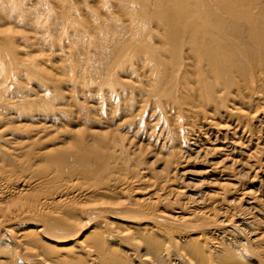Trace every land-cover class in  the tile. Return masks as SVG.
I'll list each match as a JSON object with an SVG mask.
<instances>
[{
	"label": "bare ground",
	"instance_id": "6f19581e",
	"mask_svg": "<svg viewBox=\"0 0 264 264\" xmlns=\"http://www.w3.org/2000/svg\"><path fill=\"white\" fill-rule=\"evenodd\" d=\"M163 4L174 10L166 16L171 25L182 27L174 33L180 39L176 51L171 49L162 56L144 52V65L139 63L132 73L137 83L121 79V87L139 91L142 99L137 101L153 104L152 112L157 110L162 117L155 116L172 125L174 132L185 131L188 153L192 150L193 154L223 157L216 162L212 159L202 171L214 182L212 197L238 192L241 186L236 194L243 198L245 208L263 210L250 190L242 189L236 180L240 175L228 172V164L223 162L239 152L245 161L239 163L244 156H238V163H232L264 178V166L252 160L254 156L247 151L251 141L245 140L252 131L251 121L257 117L263 124L264 119V0H160L159 5ZM108 76L112 81L113 76ZM253 105L261 110L258 114L254 109L258 114L255 118L250 109L247 111ZM235 134L244 141L235 142ZM2 136L7 141L8 137ZM12 145L10 152L1 150L0 156L11 158L18 153ZM263 153L261 150L260 156ZM184 159L178 158L172 166L181 167ZM33 175H19L10 181L6 174H0V264H264V237L261 242L259 233H242L243 227L236 228L233 219L250 226L256 215L243 207L246 213H221L218 217L220 206L218 210L213 207L215 199L204 201L202 194L199 197L203 192L188 182L176 188L165 183L167 180L156 187L154 183L141 187L143 179L117 175L118 180L88 186L79 181V173L76 177L60 175L64 185H54L56 189L51 191L40 186L52 181L55 174L45 171ZM14 192L34 194L37 199L33 204L7 207ZM236 199L222 197L218 201L221 205L237 204Z\"/></svg>",
	"mask_w": 264,
	"mask_h": 264
},
{
	"label": "rangeland",
	"instance_id": "374dc122",
	"mask_svg": "<svg viewBox=\"0 0 264 264\" xmlns=\"http://www.w3.org/2000/svg\"><path fill=\"white\" fill-rule=\"evenodd\" d=\"M159 1L0 0V134L8 137L7 141L0 138V151L10 152L12 144L11 147L18 150L15 155L9 154L11 158L0 156V174H6L13 181L19 175L32 177L30 175L34 174V177L45 171L51 172L56 177L40 186L51 191L64 185V176L72 174L70 176L76 177L79 173V181L88 186L104 185L118 180L119 175H122L119 176L121 179L132 176L137 181L143 179L141 187L151 183L156 187L167 180L165 183L176 188L188 182L187 185L194 190L203 192L199 197L204 201L205 198H212L211 202L215 199L212 197L216 191L212 187L214 182L202 171L212 159L216 162L223 157L193 154L192 150L188 153L185 131L174 132L172 125L156 117L160 116L157 110L153 111L155 114L152 112L153 104L140 103L139 91L121 87L125 79L133 81L129 84L137 83L132 73L139 63L144 65V52L162 56L171 49L176 51L180 39L174 33L180 32L182 27L180 24L175 26V23L171 25L166 16L174 10L165 4L160 6ZM109 74L113 76L112 81ZM141 84L147 85L148 82L142 81ZM256 106L246 109L254 113V118L261 111ZM253 120L250 137L244 139L251 141L247 151L254 156L252 160H258L263 167L264 119L263 124L257 117ZM198 125L196 129H199ZM237 137L234 139L238 141L233 139L235 142L244 141ZM261 150L263 154L260 156ZM238 153H232L228 159L233 158L223 164H228V172L240 175L236 180L241 182L242 189L250 190L263 210H256L259 207L250 211L246 209L248 206L243 198L236 194L240 193L241 186L238 192L216 196L217 205L213 207L218 210L220 206L218 212H222H217L218 217L221 213L225 216L241 215L246 213L244 209L253 217L256 215L253 226H242L235 217L234 224H238L235 226L238 229L243 227L240 229L242 233L250 230L252 234L259 233L256 235L262 236L260 241L263 242L264 190L261 189L264 178L242 169L237 163L246 158ZM238 156L244 157L237 162ZM180 157L185 158V163L174 168L173 161ZM232 160L237 162L236 165ZM112 165L116 166L113 173L110 170ZM115 168L117 171L114 172ZM60 175L63 177L58 178ZM12 195L7 207L14 203L33 204L37 199L34 194L14 192ZM236 196L240 208L234 202L222 205L219 202L222 197L231 200ZM222 207L227 212L221 210Z\"/></svg>",
	"mask_w": 264,
	"mask_h": 264
}]
</instances>
